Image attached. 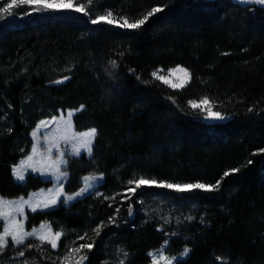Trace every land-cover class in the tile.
Returning a JSON list of instances; mask_svg holds the SVG:
<instances>
[{
  "label": "trees",
  "instance_id": "16d2710c",
  "mask_svg": "<svg viewBox=\"0 0 264 264\" xmlns=\"http://www.w3.org/2000/svg\"><path fill=\"white\" fill-rule=\"evenodd\" d=\"M75 4L93 18L111 12L129 22L143 19L153 7L164 11L133 32L91 25L82 13L29 17L30 8L22 6L18 15L26 18L0 30V196L17 199L51 187L35 175L19 184L12 169L31 152V133L39 122L61 111H76L78 132L97 129L92 158L69 159L65 193L78 192L85 176H104L103 196L27 214L28 230L49 223L63 232L57 250L39 241L10 243L0 264H66L64 256L84 243L94 247L81 253L89 256L83 264H119L123 252L125 264H151L149 253L166 243V253L179 264H264V12L231 0ZM177 67L191 74L182 89L152 76ZM65 76L71 79L55 83ZM205 97L213 111L228 118L212 121L190 108L189 101ZM237 168L238 173L223 175ZM142 177L220 180L221 189L177 194L142 186L135 195L128 192L135 187L128 181ZM112 216L119 227L108 222ZM101 222L97 236L94 229ZM186 247L191 252L183 258ZM20 250L25 257L17 255Z\"/></svg>",
  "mask_w": 264,
  "mask_h": 264
},
{
  "label": "snow or ice",
  "instance_id": "6c2138e0",
  "mask_svg": "<svg viewBox=\"0 0 264 264\" xmlns=\"http://www.w3.org/2000/svg\"><path fill=\"white\" fill-rule=\"evenodd\" d=\"M238 4L241 5H249V6H258L253 11L264 12V0H237ZM20 5L28 6L30 8L29 11L26 12V15L31 17L35 14H47V13H57L61 11H71L74 13H82L83 16L89 17L88 22L91 25H100L102 22L107 25H114L123 30H130L133 32H138L142 29V27L147 23L149 18L155 16L158 13L164 11L162 7H153L151 11L144 16L143 19H137L135 22H129L127 18H123L122 21L116 20L113 18L111 12H108L107 16L100 15L96 17H92L91 14L85 10L82 5H76L74 0H11L10 3H7L6 6L0 5V12L7 13L8 15H12V10L15 7ZM122 55V54H121ZM227 55V53H225ZM113 69L118 68L119 66L116 62L112 61ZM134 71V70H130ZM177 72L182 73V77L180 78L179 83H173L168 77L158 75L156 72L152 73V76L158 80L163 82L166 85H169L172 88H183L185 83L190 80L191 74L185 68H176L170 71V75H173ZM113 73H110L112 75ZM70 76H65L63 80L55 81L56 84H63L65 81L70 80ZM139 79V77H137ZM190 106L193 109H201L207 113L205 119H210L216 122H222L226 120L228 117L224 116L221 112L213 111V106L210 103L207 97L196 101H189ZM83 109V105L81 106ZM252 111V108H249V112ZM41 126L45 127V135L43 137L44 141H46V151L39 152L38 145L40 144V139L38 137V133H40ZM55 128V132L52 134H47V128ZM97 135V129L92 128L88 132L78 133L75 131L73 122H72V112H68L67 119H65L63 114H60L58 117L53 116L51 120H41L39 125H37L36 129L32 131L31 136L35 143L32 145L31 151L33 155L27 157V165L26 167H30L32 171L40 172L42 175L52 176L56 180L57 188L54 192H50L46 196H42L37 200H27L25 201L23 197L20 198L19 201H5L0 198V220L3 221V232L0 233V253L8 247L9 245V237L11 241L16 246L25 245V241L29 237H35L41 242H47L51 246L52 249H57L58 242L61 240L63 235L62 231L53 232L49 226L41 225V231L37 232L36 229H33L31 232H26L24 223L18 219V217L24 216L25 207L31 208V211L35 213L38 207L43 209H53L55 206L61 201V197H66L65 203L72 202L77 200L80 197H86L89 192L95 187L94 183L90 181L100 182L104 180V176L100 175L99 177L93 176H85L84 177V186L80 188L78 192L74 195H66L63 184L60 181L68 175L66 169L67 159H65V149L69 146L71 147L72 154L74 156H80L81 150H86L89 156L93 154V144L95 137ZM264 151V150H261ZM39 155V159H34ZM24 162H22L23 164ZM252 163V161H249ZM13 175L16 177L18 181H24L25 179V168L24 167H14L12 169ZM239 169H232L231 171L224 172V176L228 177L233 175L234 173H238ZM129 185L134 184L135 187H129L128 192H131L133 195L136 194L137 189H141L142 186L147 187H155L159 189H166L177 194L183 193H195L197 190L204 193H213L218 192L221 189V181L218 180L215 184H206L202 182H194V183H175V182H167V181H157L155 179H146L140 178L136 180H129ZM100 196H103V193H99L97 189V193ZM126 198L127 192L124 193ZM105 199H115V196L112 197H104ZM142 204L143 201H140ZM116 216L119 215L120 208L115 209ZM128 215L133 214L132 207L127 209ZM116 216L109 217L108 222L110 224H115L119 227V223L116 220ZM26 220L27 217L25 216ZM188 221L195 219V217L188 216L186 218ZM165 223H169V221L165 220ZM104 228V222L98 224V226L94 229V232L97 236L100 235L101 230ZM86 233L84 235L79 236L80 240H84L86 238ZM172 235H176V233H172ZM28 247H32V245H28ZM94 247L93 243H84L79 247L71 248L68 255L64 256V261L68 262V264H72V260L74 259V264H83L85 261H89V256L84 253V250L87 249L88 252H91ZM123 252V250H121ZM191 252L190 248H184L182 257L187 258ZM73 254H80L78 258H74ZM17 255L19 257H25V251H18ZM150 256H153L152 264H173L176 261V264H179V261L176 257H171L167 255H160L159 257L154 256L153 253H149ZM128 253L123 252V259L119 260V264H125V260L127 259ZM219 261L221 258L216 257ZM24 264H27V261H24Z\"/></svg>",
  "mask_w": 264,
  "mask_h": 264
},
{
  "label": "rangeland",
  "instance_id": "374dc122",
  "mask_svg": "<svg viewBox=\"0 0 264 264\" xmlns=\"http://www.w3.org/2000/svg\"><path fill=\"white\" fill-rule=\"evenodd\" d=\"M11 2V0H0V5H2V6H6L7 5V3H10ZM74 3H75V0H74ZM23 5H20V6H18V7H15L13 10H12V15H8L7 13H3V12H0V30L1 29H3V28H8V27H12V26H15V25H17L18 23H20L21 22V20H24L25 18H26V16H21V15H18V12H17V9H20L21 7H22ZM28 7V6H27ZM258 7V6H257ZM61 12H71V11H61ZM35 14V13H34ZM40 15H43V14H40ZM105 16H107V15H105ZM113 18L114 19H116L114 16H113ZM103 23V22H102ZM178 68V67H177ZM180 68H183V67H180ZM174 69H176V68H174ZM172 70V69H171ZM171 70H169V71H163V70H159L158 72H157V74L158 75H161V76H166V77H168L173 83H179L180 82V78L182 77V73H180V72H177V73H175V74H173V75H170V71ZM189 72V71H188ZM190 73V72H189ZM191 79V78H190ZM189 82H190V80H188L186 83H185V86L184 87H186L188 84H189ZM167 86H169V85H167ZM170 87V86H169ZM183 87V88H184ZM172 88V87H171ZM172 89H182V88H172ZM190 108L192 109V110H194V111H201V113L202 114H204V115H207V113L205 112V111H203V110H201V109H193L191 106H190ZM68 112H72V122H73V125H74V128H75V124H74V116H75V113H76V111H72V110H68V111H65V112H63V111H61L60 113H59V115L60 114H63L64 115V117H65V119H67V114H68ZM58 115V116H59ZM57 116V117H58ZM45 120H51V119H45ZM39 125V124H38ZM36 129V128H35ZM34 129V130H35ZM46 131H47V134H52V133H54L55 132V128L54 127H51V128H47L46 129ZM75 131L76 132H78L77 130H76V128H75ZM89 130H87V131H84V132H88ZM78 133H83V132H78ZM44 135H45V127L44 126H41V129H40V133H38V137H39V139H40V144L38 145V151L39 152H44V151H46V141H44V139H43V137H44ZM97 136V135H96ZM96 138V137H95ZM31 139H32V142H33V144L35 143V141L33 140V138H32V136H31ZM95 141V140H94ZM93 147H94V144H93ZM30 155H33L32 154V151L29 153V155H27L24 159H22L20 162H19V164L16 166V167H24L25 168V179H24V181H18L17 179H16V177L14 176V179H15V181L17 182V183H19V184H23V183H25V181H26V179H27V177L29 176V175H35V176H38V177H40L42 180H44V181H49V182H51L52 183V185H51V187H49V188H45V189H41V190H38V191H35V192H32V193H30L28 196H26V197H23V199L25 200V201H27V200H37V199H39L40 197H42V196H46V195H48L50 192H54L55 190H56V188H57V184H56V180H55V178L54 177H52V176H48V175H42L40 172H36V171H32L31 170V168L30 167H26V165H27V163H28V161H27V157L28 156H30ZM82 155H87V157L88 158H92V156H89L88 154H87V152H86V150H81V153H80V156H74L73 154H72V151H71V147L69 146L68 148H66L65 149V159H67V166H66V171H67V169H68V161H69V159L70 158H72V157H75V158H79V157H81ZM93 155V154H92ZM34 159H39V155H37L36 157H34ZM22 162H24L23 164H22ZM67 173H68V175L66 176V177H64L61 181H60V183L61 184H63V186H64V190H65V186H66V184H67V182H68V180H69V172L67 171ZM100 175H96V176H93V177H99ZM91 183H94L95 184V187L91 190V192H89L88 194H87V196H89V195H92L93 193H97V189H98V192H99V188H100V186L103 184V182H104V180L103 181H100V182H96V181H90ZM84 186V178L82 179V187ZM75 194V193H74ZM74 194H71V195H74ZM66 195H68V194H66ZM97 195H99V194H97ZM86 196V197H87ZM0 198H2V199H4L5 201H19L20 200V198H17V199H7V198H3V197H1L0 196ZM85 197H80V198H77V200H75V201H72V202H67V203H65V199H66V197H61V201L55 206V208L56 207H58L62 202L64 203V206H66V207H70L72 204H74L75 202H77V201H80V200H82V199H84ZM55 208H53V209H55ZM53 209H43L42 208V206L41 207H38L37 208V211L36 212H47V211H51V210H53ZM28 213H33L32 211H31V208H29V207H25V209H24V216H21V217H18V219L19 220H21L23 223H24V227H25V231L26 232H31L32 230H28L27 229V227H26V224H27V219L25 220L24 219V217L26 216L27 217V214ZM43 225H46V226H49L50 228H51V230L53 231V232H55L54 230H53V228L51 227V225L49 224V223H42ZM41 224V225H42ZM41 225L39 226V227H37V228H34V229H36L37 230V232H40L41 231ZM3 232V221L2 220H0V233H2ZM62 238V237H61ZM29 241H39V243L40 244H42V245H49V244H47V242H41L40 240H38V239H36L35 237H29L26 241H25V245L29 242ZM10 243H12L13 244V246L14 247H18V246H16L12 241H11V238L9 237V244ZM59 243H60V241L58 242V247H59ZM21 246H24V245H21ZM20 247V246H19ZM51 247V246H50ZM58 247H57V249H58ZM167 247H168V243H166L161 249H159V250H157V251H154V252H152L153 254H154V256H156V257H159L160 255H167V256H169L167 253H166V249H167ZM57 249H53V250H57ZM74 258H78V256L76 257H74ZM169 258H171V256H169ZM177 259V258H176ZM151 260H153V256H151ZM178 260V259H177ZM73 262V261H72ZM66 264H68V262H65ZM6 264H8V263H6ZM13 264H15V263H13ZM151 264H152V262H151ZM173 264H176V261H174L173 262Z\"/></svg>",
  "mask_w": 264,
  "mask_h": 264
},
{
  "label": "water",
  "instance_id": "95a60500",
  "mask_svg": "<svg viewBox=\"0 0 264 264\" xmlns=\"http://www.w3.org/2000/svg\"><path fill=\"white\" fill-rule=\"evenodd\" d=\"M235 5H238V6H240L241 8H250V7H252V6H249V5H241V4H238L237 3V0H231Z\"/></svg>",
  "mask_w": 264,
  "mask_h": 264
}]
</instances>
